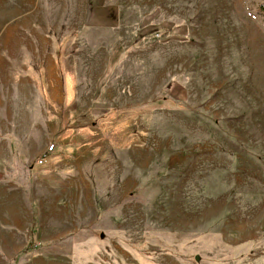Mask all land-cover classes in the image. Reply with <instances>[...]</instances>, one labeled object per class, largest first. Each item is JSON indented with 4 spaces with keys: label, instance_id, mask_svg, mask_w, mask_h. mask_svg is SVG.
Wrapping results in <instances>:
<instances>
[{
    "label": "rangeland",
    "instance_id": "1",
    "mask_svg": "<svg viewBox=\"0 0 264 264\" xmlns=\"http://www.w3.org/2000/svg\"><path fill=\"white\" fill-rule=\"evenodd\" d=\"M33 263L264 264V0H0V264Z\"/></svg>",
    "mask_w": 264,
    "mask_h": 264
},
{
    "label": "crops",
    "instance_id": "2",
    "mask_svg": "<svg viewBox=\"0 0 264 264\" xmlns=\"http://www.w3.org/2000/svg\"><path fill=\"white\" fill-rule=\"evenodd\" d=\"M69 205H70V209H74L72 203H69ZM41 209H42L41 207H38L37 205L31 204L29 215H31L32 217H30V220L27 223H24V224L27 225V228L23 227V223L15 222V221H12V220H11V222L6 223V226L9 227L12 230L11 232L12 233L14 232V234H20V233L25 234V233H28L31 236L32 235V229H33L32 228L33 220L31 218H33V219L35 218V219H37V222L39 223V229H37V232H36L37 233L36 237L38 239V238H40L39 236L41 235L43 229L45 228V226H44L45 213ZM73 214H74V211H71L69 213L65 212V216L67 215V216L71 217ZM50 230H52V229H50ZM58 230L61 231V234L62 233L63 234H68V232H69L68 231L69 229L67 228V226H54V233H56ZM50 232H52V231H50ZM6 233H8V232H6ZM58 236L59 235L54 236V238L58 239L59 238ZM60 237H61V235H60ZM68 238H69L68 240H73L71 237H68ZM60 239L66 240L65 237H63V238L61 237ZM11 250L8 249L7 252H10ZM74 252L77 253V250H74ZM7 255L13 256L14 252L6 253V256ZM65 255L69 256V255H74V254H70V251H69V254H65ZM33 264H38V263H33Z\"/></svg>",
    "mask_w": 264,
    "mask_h": 264
},
{
    "label": "built area",
    "instance_id": "3",
    "mask_svg": "<svg viewBox=\"0 0 264 264\" xmlns=\"http://www.w3.org/2000/svg\"><path fill=\"white\" fill-rule=\"evenodd\" d=\"M54 147H55V145H54V144H51V146L49 147V150H48V151H52ZM45 159H46V157H44V156L41 157V158L38 160V163H39V164H43L44 161H45Z\"/></svg>",
    "mask_w": 264,
    "mask_h": 264
}]
</instances>
